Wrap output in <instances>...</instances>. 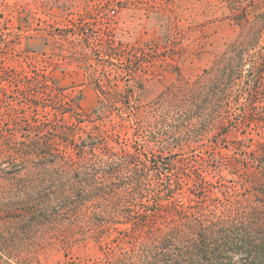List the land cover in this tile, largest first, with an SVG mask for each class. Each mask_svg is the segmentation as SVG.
I'll return each instance as SVG.
<instances>
[{
  "label": "trees",
  "instance_id": "16d2710c",
  "mask_svg": "<svg viewBox=\"0 0 264 264\" xmlns=\"http://www.w3.org/2000/svg\"><path fill=\"white\" fill-rule=\"evenodd\" d=\"M191 1L192 54L155 5L162 25L134 47L60 31L54 67L86 72L91 112L46 66L2 76L0 264H264V0ZM145 46L174 64L165 92L143 84Z\"/></svg>",
  "mask_w": 264,
  "mask_h": 264
},
{
  "label": "rangeland",
  "instance_id": "374dc122",
  "mask_svg": "<svg viewBox=\"0 0 264 264\" xmlns=\"http://www.w3.org/2000/svg\"><path fill=\"white\" fill-rule=\"evenodd\" d=\"M153 5L167 10L168 19H174L176 23V29L171 30V47L192 54L195 47L193 33L189 29L191 0H0V80L3 75L11 77L13 70L20 67L30 71L29 63L37 67L46 66L45 72L57 80L58 85L67 93L73 92L80 98L78 111L91 112L96 106L99 92L86 72L77 63H71L67 70L54 67L57 60H61L59 55L63 49V41L58 36L60 31L73 30L77 26L93 28L103 34L114 35L116 41L134 47L151 40L162 25L161 21L147 12ZM179 27L184 30L182 41H177L176 32L180 33ZM226 33L229 35L230 31L227 30ZM144 49L147 55L144 66L148 73L143 76V84L147 86L156 83L158 88L154 93L165 92L166 87L176 83L174 64L171 67L162 62L152 64L151 57L160 61L164 49L160 54L149 46ZM203 63L205 62L189 65L185 76L194 77L203 69ZM168 67L171 69L165 71ZM152 70H156V74ZM60 99V96L54 97L51 104L59 113L63 110L58 109L62 107ZM2 100L3 94L0 92V109H5ZM45 105L47 104L41 103L37 107L42 111L54 110ZM98 255L99 252L95 250L89 257L96 258ZM59 260L63 263L67 258L61 254ZM49 264H55V261L52 260Z\"/></svg>",
  "mask_w": 264,
  "mask_h": 264
}]
</instances>
